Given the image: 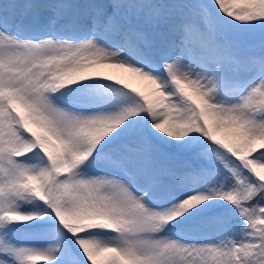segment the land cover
<instances>
[{
	"label": "snow or ice",
	"instance_id": "6c2138e0",
	"mask_svg": "<svg viewBox=\"0 0 264 264\" xmlns=\"http://www.w3.org/2000/svg\"><path fill=\"white\" fill-rule=\"evenodd\" d=\"M0 264H264V0H0Z\"/></svg>",
	"mask_w": 264,
	"mask_h": 264
},
{
	"label": "bare ground",
	"instance_id": "6f19581e",
	"mask_svg": "<svg viewBox=\"0 0 264 264\" xmlns=\"http://www.w3.org/2000/svg\"><path fill=\"white\" fill-rule=\"evenodd\" d=\"M126 75H127V74H126ZM129 82L132 83L133 85H136L137 87H141V88H143L145 91H150L149 88L144 87L143 83L140 82V81H138V80L135 79V78H131V79H129Z\"/></svg>",
	"mask_w": 264,
	"mask_h": 264
},
{
	"label": "rangeland",
	"instance_id": "374dc122",
	"mask_svg": "<svg viewBox=\"0 0 264 264\" xmlns=\"http://www.w3.org/2000/svg\"><path fill=\"white\" fill-rule=\"evenodd\" d=\"M103 71L111 73L113 75H120L121 74V70H118V69H104ZM128 82H129V80H128ZM133 86H136V85H133Z\"/></svg>",
	"mask_w": 264,
	"mask_h": 264
}]
</instances>
